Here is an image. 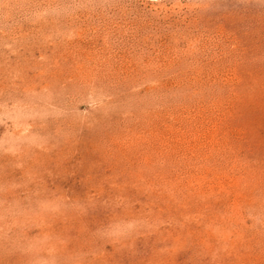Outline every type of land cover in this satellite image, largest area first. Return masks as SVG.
Returning <instances> with one entry per match:
<instances>
[{
	"label": "rangeland",
	"instance_id": "1",
	"mask_svg": "<svg viewBox=\"0 0 264 264\" xmlns=\"http://www.w3.org/2000/svg\"><path fill=\"white\" fill-rule=\"evenodd\" d=\"M0 264H264V0H0Z\"/></svg>",
	"mask_w": 264,
	"mask_h": 264
}]
</instances>
